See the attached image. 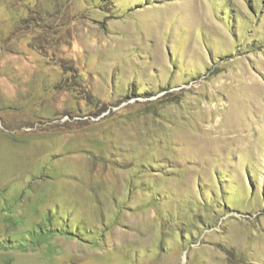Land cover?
Wrapping results in <instances>:
<instances>
[{"label": "rangeland", "instance_id": "obj_1", "mask_svg": "<svg viewBox=\"0 0 264 264\" xmlns=\"http://www.w3.org/2000/svg\"><path fill=\"white\" fill-rule=\"evenodd\" d=\"M0 264H264V0H0Z\"/></svg>", "mask_w": 264, "mask_h": 264}]
</instances>
